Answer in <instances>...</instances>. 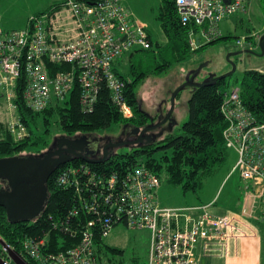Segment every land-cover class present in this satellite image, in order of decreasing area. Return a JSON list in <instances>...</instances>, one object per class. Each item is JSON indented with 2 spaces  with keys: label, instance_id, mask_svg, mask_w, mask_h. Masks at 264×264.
<instances>
[{
  "label": "built area",
  "instance_id": "obj_1",
  "mask_svg": "<svg viewBox=\"0 0 264 264\" xmlns=\"http://www.w3.org/2000/svg\"><path fill=\"white\" fill-rule=\"evenodd\" d=\"M176 5L182 21L192 26L188 41L195 52L202 38L210 42L221 36L220 23L244 10L245 0H176ZM237 42L243 46L247 39ZM136 47L138 51L150 49L151 38L146 25L133 17L122 0H64L52 11L31 16L24 29L0 28V96L15 110L8 124L15 139L29 135L18 114V90L29 109L41 112L56 100L68 99L78 87L82 109L91 111L104 82L122 116L133 118V107L123 93L125 81L114 64ZM221 111L227 123L226 146L238 154L232 172H238L252 188L264 222V122H257L237 87L227 94ZM57 180L59 185L78 191L79 208L73 209L71 216L84 212L96 217L86 225L78 222L79 242L59 252H44L50 232L26 238L21 255L36 264H98L96 237L104 240L120 224L150 230L147 264H199L198 248L204 255L214 248L227 250L233 238L234 219L213 213L212 204L160 205L161 180L144 165L123 176L107 177L87 164H70ZM67 226L61 221L53 227L67 231ZM1 248L2 264H14L7 248Z\"/></svg>",
  "mask_w": 264,
  "mask_h": 264
},
{
  "label": "trees",
  "instance_id": "obj_2",
  "mask_svg": "<svg viewBox=\"0 0 264 264\" xmlns=\"http://www.w3.org/2000/svg\"><path fill=\"white\" fill-rule=\"evenodd\" d=\"M62 3L52 5L45 12L60 7ZM157 16L161 21L164 33L169 38V43L168 46L162 47L158 55L154 56V64L150 65L148 60H141L139 65L133 63L128 70V76L118 71L116 65L119 60L114 64V70L125 81L123 93L128 103L133 107V118L125 119L122 116L111 100L110 91L104 82L101 83L98 101L91 111L82 109L78 87L70 93L68 99L56 100L41 112L29 109L21 90H18V114L27 127L29 135L23 140H16L8 125L0 122V159L14 156L27 157L31 154L27 155L24 152L40 153L46 149L49 146L46 134H50L48 126L51 124L50 118L54 115H57V124L67 137H78L83 134L95 135L98 131L110 128L114 124H120L121 127L126 124L139 128L153 125L156 117L144 108L143 98L138 92L139 87L148 77L160 76L170 69L172 66L170 57L173 55V51H180V58L193 53L188 41L192 26L182 21L177 11L176 0H162V6ZM149 37L152 47L141 50L143 52H154V42L150 33ZM225 38L228 37L220 36L200 48ZM247 41L257 45L252 36L247 37ZM158 46L160 45L158 44ZM141 51L130 52L129 55L134 58L135 54ZM257 68L245 72L240 86V97L257 122L262 123L264 122V71H259ZM189 87L191 96L186 104L188 120L183 124L180 132L173 128L171 130L163 129L166 132L163 133V131L159 134L160 136H157L152 143H141L130 148L127 146L119 149L114 148L105 162L90 163L83 158L74 157L70 162L59 165L47 181L48 197L37 218L32 221L10 222L6 209L0 207V236L2 239L19 253L22 252V243L26 238L42 236L48 232H50V243L46 245L45 253L59 252L79 242L81 230L77 226L79 223L86 225L92 217L84 212L75 217L70 215L73 209L79 208L78 191L74 187L65 188L59 185L57 180L61 171L70 164H87L94 171L107 177L112 174L123 176L134 167L144 165L159 177L161 186L162 181L165 180L171 185L181 187L184 194L192 193L199 197L205 181L215 175L227 159L228 148L224 138L227 123L221 106L227 94L235 86L231 84L229 76H227L205 85ZM173 91H171L170 97ZM41 116L43 117L41 118ZM40 119H43L46 127L42 135H38L36 132L39 130L38 121ZM31 122L34 124L35 130L32 128ZM42 155L41 153L36 156L41 157ZM1 188L3 186L0 184ZM88 193L90 192H86V194ZM95 217L93 216L92 219ZM61 221L68 223L67 231L61 228L54 229V224L61 223ZM71 230H76V233ZM104 248L108 247L104 244V240L97 236L95 251L98 264L104 262L102 256ZM109 250L122 253L120 250L110 248ZM1 252L2 248L0 247ZM27 260L31 264H36L31 259Z\"/></svg>",
  "mask_w": 264,
  "mask_h": 264
},
{
  "label": "rangeland",
  "instance_id": "obj_3",
  "mask_svg": "<svg viewBox=\"0 0 264 264\" xmlns=\"http://www.w3.org/2000/svg\"><path fill=\"white\" fill-rule=\"evenodd\" d=\"M45 2V0H0V28L5 31L26 28L30 17L38 14V12L35 13L36 6L43 5ZM125 3L128 4V9L131 12L134 11L131 5L136 8V17L142 16L148 22L149 27L147 30L154 42V52H137L134 58H131L128 53L119 60L116 65L118 71L128 76V70L133 63L139 65L141 60H148V63L153 65L155 61L154 56L158 55L162 47L168 46L169 38L164 33L161 21L157 16L162 6V0H125ZM237 22L238 27L236 26ZM223 23L225 25L224 37L228 38L206 45L196 53H189L182 58L179 57L180 51H173V55L170 57L172 61L170 69L160 76L148 77L139 87V95L143 98L144 108L148 112L152 115L159 114V116L165 114V117H167L169 110L172 108L170 93L173 89L175 91L179 86L191 79H194V83H198L207 81L211 77H215V75L218 77L228 74L233 70V64L236 65V71L233 75L229 76V81L235 86L234 88H240L243 76L247 70L258 67L259 71H264V56L260 55L261 50L259 48V40L264 34V30L259 31L258 35L260 38L258 39L257 37V30L264 29V6L255 5L253 11L249 14L238 11L225 19ZM226 27L229 30H226ZM253 34L255 35L253 36ZM249 36L254 38L257 45L252 43L250 45L249 41L245 42L243 46L237 43V39L240 40L243 37L247 39ZM205 44H207L206 41L202 39V45ZM138 49L136 47L131 52H136ZM190 96V87L183 89L179 97L176 96L175 98L170 121L161 124L153 131L155 133L160 132L159 134H161L163 131V133L166 132L163 129L171 130L173 128L175 131L180 132L183 124L188 120L186 104ZM14 113L15 110L9 109L7 101L4 98H0V122L5 124L10 123L14 117ZM57 119V115L50 118L51 124L48 126L50 134H46L49 146L40 153L28 151V153L24 152V154L36 156L54 149L57 138L66 136L57 124ZM38 124L39 130L36 132L38 135H42L46 130L43 119H40ZM157 124L159 123L156 119L153 126ZM31 125L35 130L32 122ZM126 130V127L114 124L110 128L98 131L95 135H90L99 136L104 144V141H108V139L121 138L122 135H125ZM237 159V152L233 148H228L225 164L215 175L205 181L199 197L192 193L185 195L181 187L171 185L165 180L162 181V188L160 189L162 204L169 207V205H165L163 202V199L168 200L169 198L175 202H182V204L186 203V198L202 202V199L204 200V198L215 194L217 186L226 181L225 187L223 185L222 187L224 188L222 192L220 191L219 202L223 203L226 201L233 203L237 198V189L241 185V178L238 172L231 174ZM225 178L226 181H224ZM104 244L108 248H104V253H102L104 258L103 264H147L151 245V232L148 229H134L120 224L111 230L109 235L104 239ZM0 247H2L1 244ZM109 248L120 250L122 253L114 252L109 250Z\"/></svg>",
  "mask_w": 264,
  "mask_h": 264
},
{
  "label": "water",
  "instance_id": "obj_4",
  "mask_svg": "<svg viewBox=\"0 0 264 264\" xmlns=\"http://www.w3.org/2000/svg\"><path fill=\"white\" fill-rule=\"evenodd\" d=\"M259 48L261 50L260 55L264 56V34L259 40ZM235 71L236 65L233 64V70L228 74L211 77L209 80L202 83H194V79L189 80L187 83H183L171 96L172 108L169 110L168 116L155 126H147L143 129L141 134L143 135L148 131L155 130L171 117L175 98L185 86L196 87L205 85L213 80L231 76ZM63 143L73 144L74 142L62 136L58 145L62 146ZM119 145L123 146L124 143ZM109 147L110 145L105 146L102 158L96 160L86 159V161L90 163L105 162L107 160V149ZM64 151L68 152L69 150L67 148H58L55 151L44 153L41 157L31 155L27 157L14 156L0 159V181H6L7 183L6 187L0 189V207L6 209L7 217L10 222L32 221L40 215L48 197L47 181L49 177L59 165L70 162L68 160H63L62 152ZM57 155H59L58 159L55 158ZM46 166L48 169L44 171ZM34 168L35 170H33ZM0 244L2 247L7 248L8 255L14 264H31L17 250L9 248L8 243L5 242L1 236ZM2 263L3 260L0 257V264Z\"/></svg>",
  "mask_w": 264,
  "mask_h": 264
},
{
  "label": "crops",
  "instance_id": "obj_5",
  "mask_svg": "<svg viewBox=\"0 0 264 264\" xmlns=\"http://www.w3.org/2000/svg\"><path fill=\"white\" fill-rule=\"evenodd\" d=\"M45 1V4L38 7L36 6L35 13L38 12L39 14L45 12L52 5L63 2L64 0ZM122 2L124 5L126 4L125 0H122ZM255 5L264 6V0H245V8L242 11L246 14H249L253 11ZM125 6L128 8V4ZM131 7L134 10L131 12L133 17L139 19L148 28V22L142 16L136 17L137 10L132 5ZM223 21L219 25L222 37L225 35V25H223ZM236 26L238 27V22ZM226 30H229V28L226 27ZM263 30L264 29H259L257 30V33ZM206 43L208 42L206 41ZM196 52L197 51H195V53ZM187 87L189 86H186V88ZM183 89H185V87ZM231 174H233V172ZM224 181H226V178ZM224 183L218 185L215 189L217 190V194L215 192V194L212 196H208L207 198H204V200L202 199V202H198L197 200L193 201L191 198H186L185 204H182V202L172 201L170 198L168 200L163 199V202L165 205H169V207L193 206L200 203L212 204L211 211L213 213L216 215H229L232 217V219H234L232 228L233 238L230 240L227 250L214 248L209 254L204 255L202 249L198 248L197 253L198 256H200L199 264H264V222L261 219L263 210L260 201L253 196L252 188H249V186L241 179V185L237 189L236 201L233 203L226 201L221 203L219 202V198L221 196L220 191L222 192L227 181ZM0 184L3 186V188L7 186L6 181H0ZM223 185L224 187H222ZM161 188L162 186L160 189ZM160 189L158 191L157 199L160 205L164 206L160 198ZM239 195H241V197H239Z\"/></svg>",
  "mask_w": 264,
  "mask_h": 264
},
{
  "label": "flooded vegetation",
  "instance_id": "obj_6",
  "mask_svg": "<svg viewBox=\"0 0 264 264\" xmlns=\"http://www.w3.org/2000/svg\"><path fill=\"white\" fill-rule=\"evenodd\" d=\"M156 117V119L158 120V123L163 121L165 118V114L162 116L158 115H154ZM170 121V118L167 120ZM166 121V122H167ZM165 122V123H166ZM150 126V125H148ZM124 127H126V132L125 135H122L120 139H108V141H104V144L102 143V139L99 136H92V135H80L78 137H67V136H63L66 137L67 139L71 140L72 142H74L73 144H67V143H63L62 146H59V141L61 139V137H58L56 140V145L54 147V149H50L47 152H51V151H55L58 148H62V149H68L69 151L66 152H62V156H63V160H68L71 161L74 157H80L83 159H90V160H96V159H100L103 157L104 155V148L106 145H110V147L107 149V156H109L112 152L114 148H123L125 146H127L128 148L130 147H135L140 145L141 143H152L156 140V136L159 135V133H155V131L151 130L146 132L145 134H141V132L143 131V128H139V127H134V126H130V125H124ZM124 143L123 146H120L119 144ZM118 145V146H117ZM46 152V153H47ZM55 158H59V155H57ZM62 160V161H63ZM49 165V164H48ZM47 165V166H48ZM44 168V171H46L48 169V167ZM35 170V168L33 169Z\"/></svg>",
  "mask_w": 264,
  "mask_h": 264
}]
</instances>
